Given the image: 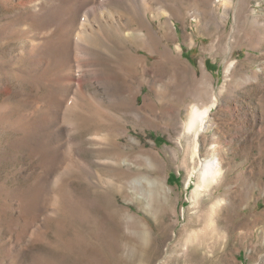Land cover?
<instances>
[{"label": "rangeland", "instance_id": "374dc122", "mask_svg": "<svg viewBox=\"0 0 264 264\" xmlns=\"http://www.w3.org/2000/svg\"><path fill=\"white\" fill-rule=\"evenodd\" d=\"M188 259L264 264V0H0V264Z\"/></svg>", "mask_w": 264, "mask_h": 264}, {"label": "bare ground", "instance_id": "6f19581e", "mask_svg": "<svg viewBox=\"0 0 264 264\" xmlns=\"http://www.w3.org/2000/svg\"><path fill=\"white\" fill-rule=\"evenodd\" d=\"M215 100L216 99L213 96L211 102H209L208 104L199 105L196 103H192L189 106L188 117L184 122V129L187 132H191L193 134V138H194V150H193V152L196 155H197V153H199L198 141H197L198 135L200 134V132H202L206 129V127L209 123V118H208L209 117V111L214 106ZM209 149H210V156H207L204 159V161L201 162V164L198 167V169L196 170V172L194 171L196 176H197V183H196V187L194 188V193H196V192L198 193V191L200 189L204 190L205 188L209 187V185L211 183H213L217 179V176L219 175L218 161L215 157V146L211 145V147ZM212 221H213V219H212ZM214 222H212L211 224L213 225ZM211 224H210V227H211ZM210 229L211 230H210L209 234L211 236L215 235V237L212 239L211 242L208 241L209 239L206 236H204V234H201L200 236H197V238H198L197 240H193V241L190 240V241H192V243H190V247L188 246V249L185 250L184 253L188 254L189 252H196V254H197V255H195L196 257H199L203 261L208 260V256L206 254L207 252L203 253L202 250H204L208 246L212 247L213 245H215V247H213V248H216L217 244L219 242L218 237H217V233H216L217 232L216 227L214 226V227H211ZM209 234H207V235H209ZM187 241L189 243V240H187ZM149 262H151V261H148L146 264H150ZM191 262L193 264H197L196 260L189 261V259H188L187 263L189 264Z\"/></svg>", "mask_w": 264, "mask_h": 264}]
</instances>
